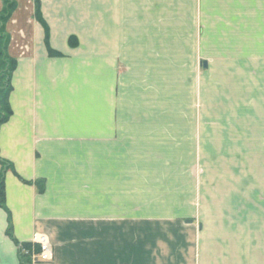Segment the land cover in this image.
<instances>
[{"label": "crops", "instance_id": "1", "mask_svg": "<svg viewBox=\"0 0 264 264\" xmlns=\"http://www.w3.org/2000/svg\"><path fill=\"white\" fill-rule=\"evenodd\" d=\"M17 1L7 25L10 53L18 60L13 116L1 128L0 150L23 179L46 182L40 193L15 173L6 175L17 239L45 233L51 241L54 260L33 264H264V52L258 70L211 72L210 91L212 63L204 59L200 80L187 79L189 87L176 95L177 61L186 59L177 60L175 33L160 24L154 3L160 0H40L50 45L63 57L49 56L34 2ZM208 1L200 0L201 17ZM2 5L0 0V10ZM129 30L143 42L141 52L126 40ZM71 36L78 47H70ZM218 44L230 49L237 43ZM221 60L222 70L227 59ZM179 102L191 123L198 118V207L185 221L172 222L175 232L145 231L144 221H136L137 233L129 237L128 221L107 225L53 216L63 213L65 194L77 195L80 205L88 201L91 210L110 177L102 167L106 147L127 144L128 137L154 144L161 124L174 126ZM209 114L213 139L206 137ZM7 228L0 208V264H22Z\"/></svg>", "mask_w": 264, "mask_h": 264}, {"label": "rangeland", "instance_id": "2", "mask_svg": "<svg viewBox=\"0 0 264 264\" xmlns=\"http://www.w3.org/2000/svg\"><path fill=\"white\" fill-rule=\"evenodd\" d=\"M32 1L35 5L34 16L37 19L36 3L35 0ZM154 3L157 9L160 8L161 26L169 25L175 33L177 60L184 57L186 59L183 65H180L181 61H177L176 95H181L185 88L189 87L187 79L192 83L194 80H200V73L204 71L202 64L204 59L212 63L210 70L206 72L209 91L214 81L213 77L209 76L211 72H219L220 76L237 74L231 71L236 67L243 69L238 74H245L250 73L254 67L257 70L263 67L264 0H209L208 7L204 3L207 15L202 17L200 0H160L159 3L157 1ZM166 16L170 19V23H167L168 19L164 18ZM173 20L175 23H172ZM43 28L45 30L44 26ZM126 35V40H133L135 49L141 52L144 46L143 42L141 43L136 37L138 34L134 30H129ZM75 38L77 45L71 46L69 43L71 48H76L80 44L78 38L76 36ZM228 41L237 44L230 49H220L223 46H219L218 43ZM220 58L227 59V67L222 70L219 64H223V61L220 62ZM184 79L186 86L183 83ZM231 85L226 89L230 90ZM212 95L215 96L214 93ZM214 106L211 107L212 111L216 108ZM184 110L185 107L181 102L177 103L174 126L170 124L167 127V124H161L159 137L153 141L154 144L149 140L138 143V140L133 137H128L127 144L123 142L119 145V142H111L112 145L106 147L109 153L106 152L104 159L101 158L106 162L105 166H102L103 171L106 175L110 174L108 179H104L105 184L102 186L105 194L96 196L90 206L91 210L86 206L88 201L85 205H80L77 195L72 194L71 197L70 194H65L63 213L61 210L56 211L53 216L62 219L58 218V221H106L107 225L110 224L109 221H128L129 237L137 233L136 221H144L145 231L157 228V232L160 231V233L175 232L172 222L185 221V218L195 212L198 207L195 194L198 189L195 183L198 180L197 170L199 168L196 160L198 118L196 115L191 123L190 114L188 117L185 116ZM212 116L214 115H208L206 126L208 139L214 138L215 119ZM100 151L103 153L102 148ZM37 181L44 184L45 191V180ZM97 189L101 190L100 186H97ZM43 192L40 191V193ZM194 198H196L195 204L192 202ZM149 221H159V223H155L152 227ZM179 230L178 227L176 233L180 232Z\"/></svg>", "mask_w": 264, "mask_h": 264}, {"label": "trees", "instance_id": "3", "mask_svg": "<svg viewBox=\"0 0 264 264\" xmlns=\"http://www.w3.org/2000/svg\"><path fill=\"white\" fill-rule=\"evenodd\" d=\"M3 6L0 10V127L6 123L13 115V109L10 103V96L13 91V77L18 67V60L13 57L9 52V45L11 42L10 34L7 31V24L11 20L14 12L17 10L18 3L16 0H2ZM36 3V18L41 22L46 30V44L49 55L51 57L63 56V54L53 49L49 42V27L47 22L43 18L41 4L39 0H35ZM71 46L77 45V39L74 37L69 38ZM0 208L7 213L8 228L7 235L18 246L19 258L22 264H33L31 256L24 252V250H32L33 243L31 241H20L17 239L14 233L12 213L7 205V189H6V175L7 172L12 171L17 176L12 163L4 159L0 153ZM20 177V176H19ZM21 178V177H20ZM25 183L33 184L38 187L39 192L44 191V184L40 181H27L21 178ZM42 185V186H41ZM38 248V246H36Z\"/></svg>", "mask_w": 264, "mask_h": 264}, {"label": "built area", "instance_id": "4", "mask_svg": "<svg viewBox=\"0 0 264 264\" xmlns=\"http://www.w3.org/2000/svg\"><path fill=\"white\" fill-rule=\"evenodd\" d=\"M31 242L33 243L32 250H24V252L31 256L33 263H47L53 260L54 251L47 234L35 233Z\"/></svg>", "mask_w": 264, "mask_h": 264}, {"label": "water", "instance_id": "5", "mask_svg": "<svg viewBox=\"0 0 264 264\" xmlns=\"http://www.w3.org/2000/svg\"><path fill=\"white\" fill-rule=\"evenodd\" d=\"M204 67H207V62H204Z\"/></svg>", "mask_w": 264, "mask_h": 264}]
</instances>
